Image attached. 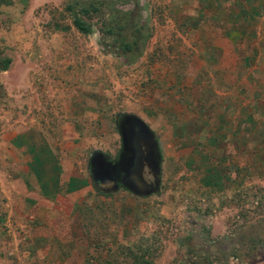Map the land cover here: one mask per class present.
Returning <instances> with one entry per match:
<instances>
[{"label": "rangeland", "instance_id": "rangeland-1", "mask_svg": "<svg viewBox=\"0 0 264 264\" xmlns=\"http://www.w3.org/2000/svg\"><path fill=\"white\" fill-rule=\"evenodd\" d=\"M72 1L0 3V264H130L127 247L264 264V0H141L152 36L132 64L74 27ZM120 112L156 134L158 189L46 198L30 138L60 182L86 177L94 151L115 158Z\"/></svg>", "mask_w": 264, "mask_h": 264}, {"label": "trees", "instance_id": "trees-1", "mask_svg": "<svg viewBox=\"0 0 264 264\" xmlns=\"http://www.w3.org/2000/svg\"><path fill=\"white\" fill-rule=\"evenodd\" d=\"M6 0H0L5 2ZM128 7H117L109 0H73L65 6L74 27L83 34L99 33V45L106 53L118 57L123 64H132L146 50L152 28L143 17L141 0H126ZM96 18V21H93ZM95 25L97 27H95ZM11 62L9 56L0 57V71ZM39 164L40 159L36 157ZM130 264H152L146 252L135 253L127 247Z\"/></svg>", "mask_w": 264, "mask_h": 264}, {"label": "flooded vegetation", "instance_id": "flooded-vegetation-1", "mask_svg": "<svg viewBox=\"0 0 264 264\" xmlns=\"http://www.w3.org/2000/svg\"><path fill=\"white\" fill-rule=\"evenodd\" d=\"M116 126L119 145L115 158L103 157L98 151L92 154L90 175L93 182H99L101 188H105L108 184L102 180L111 179L116 187L149 193L156 191L160 180V155L155 134L132 114L120 115ZM147 184H151L152 188Z\"/></svg>", "mask_w": 264, "mask_h": 264}, {"label": "crops", "instance_id": "crops-1", "mask_svg": "<svg viewBox=\"0 0 264 264\" xmlns=\"http://www.w3.org/2000/svg\"><path fill=\"white\" fill-rule=\"evenodd\" d=\"M123 114H132V113L120 112V113H118L117 118ZM132 115H134L135 117H138V115H135V114H132ZM138 118L140 120H142V122L146 123V121L144 119H142L141 117H138ZM145 125L152 131L150 126H148L147 124H145ZM153 133L155 134V132H153ZM155 137H156V134H155ZM156 140H157V144L159 147V155L161 158L160 144H159L157 137H156ZM29 146H30L31 150H34V157L40 158L41 165L42 164L44 165V166L42 165V167H43L42 171L39 168L38 172L37 173L34 172V174H35V178L36 177L38 178L40 175H43L41 177V184L44 183L45 187H43V188L45 189L44 195L46 198L52 197L51 194L54 193L55 191L61 190L62 186H64V189L66 191H71V190L73 191V190L83 188V187H88V186H91L94 184L93 179L91 178V175H90V162H89V166H88L89 172L87 173L86 177L84 176V174H82L81 177L69 175L64 181L60 182L58 177H56L54 175L52 176L51 172H48V168H49V163L47 161L48 157H46V155L44 153H42L43 152V149H42L43 146L40 143H38L36 140H32L31 138H30V145ZM98 152L103 155V153L101 151H98ZM103 157L108 158L106 155H103ZM90 161H91V158H90ZM118 188H119V186L117 187V189ZM44 189H42V191H44ZM125 189H128V188H125Z\"/></svg>", "mask_w": 264, "mask_h": 264}, {"label": "water", "instance_id": "water-1", "mask_svg": "<svg viewBox=\"0 0 264 264\" xmlns=\"http://www.w3.org/2000/svg\"><path fill=\"white\" fill-rule=\"evenodd\" d=\"M139 121L142 122V120H140L138 117H136ZM144 124V122H142ZM138 179L140 181H142L144 183V180H142L139 176H138ZM104 183L108 184L107 186L108 187H105V188H102L104 191H113V190H116L117 189V184L114 183V181H112L111 179H104L102 180ZM158 183V181L156 182V184ZM147 185H150V187L152 188V185L151 184H147ZM134 193L136 194H139V195H144V194H148L149 191H145V192H142V191H137V190H132Z\"/></svg>", "mask_w": 264, "mask_h": 264}]
</instances>
